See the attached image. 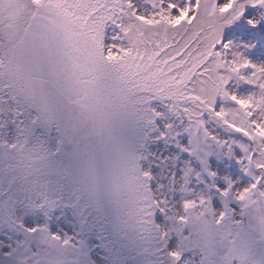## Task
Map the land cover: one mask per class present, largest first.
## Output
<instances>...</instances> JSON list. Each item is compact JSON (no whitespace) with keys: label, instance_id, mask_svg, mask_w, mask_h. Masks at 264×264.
<instances>
[{"label":"snow or ice","instance_id":"1","mask_svg":"<svg viewBox=\"0 0 264 264\" xmlns=\"http://www.w3.org/2000/svg\"><path fill=\"white\" fill-rule=\"evenodd\" d=\"M31 4L41 21L34 25L41 41L63 48L59 62L81 114L89 96L103 100L120 94L108 117L110 127L102 126L101 117L91 128L95 145L86 161L89 173L95 175L101 162L111 163L109 145L117 123L142 113L140 123L148 127L163 123L161 139L187 133L190 139L183 150L198 160L212 181L205 184L207 191L194 193L187 186L192 170L186 171L179 191L188 198L182 199L184 214L176 217L177 222L191 221L195 226L196 213L203 217L211 210L213 197L236 202L248 215L264 209V63L249 58L264 59V0H31ZM8 70L18 79L26 78L17 65ZM241 85L248 88L238 91ZM135 109L140 112L134 114ZM211 156L221 162V169L225 161L235 160L249 182L218 177L209 169ZM142 159L147 158L137 159L139 188L146 197L163 185L154 186ZM195 176L203 183L199 172ZM7 178L17 186L15 169ZM22 190L26 201L14 210L47 217L54 204L40 183ZM140 194L132 186L124 199L147 223L167 228L172 219L168 200L164 196L138 200ZM157 213L162 223L154 221ZM225 216L220 211L216 223ZM185 228L180 234H160L169 264H184L177 248ZM27 231L61 240L47 225ZM173 234L175 242L170 240Z\"/></svg>","mask_w":264,"mask_h":264},{"label":"water","instance_id":"2","mask_svg":"<svg viewBox=\"0 0 264 264\" xmlns=\"http://www.w3.org/2000/svg\"><path fill=\"white\" fill-rule=\"evenodd\" d=\"M37 16L38 10L31 0H0V55L5 77L12 83L19 103L34 113L28 137L38 128L44 132L40 142L20 145L25 146L21 150L23 156L14 157L13 151L0 148V226L28 233L23 228L18 230L20 223L11 219L10 211L26 201L22 187L40 183L54 204L52 211L55 206H71L73 217H79L82 232L99 237L108 264H169L161 251L158 225L147 223L124 199L135 186L141 193L138 200H154L153 192L145 197L139 188L137 168V159L145 157L150 127L140 123L142 113L135 119L118 122L115 139L109 145L111 163L101 162L95 175L89 173L86 161L95 145L91 128L101 117L102 126L110 127L108 117L120 94L112 93L103 100L89 96L81 114L59 62L58 53L63 48L41 41L34 27L41 22ZM9 65L19 66L26 78L14 77ZM16 114L20 117L16 125L21 136V126H27L30 115H21L18 109ZM6 148L15 150L10 145ZM143 164L144 159L142 167ZM11 169H15L17 186L7 178ZM204 216L207 225H214L210 210ZM153 219L157 223V217ZM33 239L30 235V243ZM14 259L0 250V264Z\"/></svg>","mask_w":264,"mask_h":264},{"label":"rangeland","instance_id":"3","mask_svg":"<svg viewBox=\"0 0 264 264\" xmlns=\"http://www.w3.org/2000/svg\"><path fill=\"white\" fill-rule=\"evenodd\" d=\"M249 58L253 62L264 63V59ZM246 88L248 86L241 85L238 91ZM174 123L179 129L180 125ZM162 131L163 123L156 125L154 131L149 133L147 159L143 168L152 172L154 186L156 183L163 185L153 191L154 200L164 196L172 208L169 213L171 222L167 228L159 225L160 230L180 234L183 228L188 227L179 238L177 248L183 252L184 264H264V209L248 215L236 202L213 197L210 211L214 225H207L205 216L201 217L199 212L196 213L198 222L195 226L191 221L188 225L177 222L176 217L184 214L182 199L188 198L179 191L186 171L192 170L187 186L194 193L207 191L204 186L212 181L202 171L198 160L183 150L188 147L189 135L181 133L177 136L173 133L167 139H161ZM208 164L210 170L217 171L218 177L226 175L241 184L250 180L241 172L235 160L225 161L221 169V162L211 156ZM197 172L203 183L197 182ZM218 183H223V180ZM220 211H224L226 216L217 224ZM156 217L157 223L163 222V217L158 213ZM14 220L20 223L18 230L23 228L27 231L31 227L47 225L49 231L55 232L61 240L54 241L47 234L40 237L36 233L31 234L34 239L30 243V234L4 227L0 229V250L15 258L13 262L7 260L8 264H108L99 237L82 232L79 217H73L71 206H55V211H50L47 217L29 211H15ZM177 239L175 234L170 237L173 242Z\"/></svg>","mask_w":264,"mask_h":264},{"label":"bare ground","instance_id":"4","mask_svg":"<svg viewBox=\"0 0 264 264\" xmlns=\"http://www.w3.org/2000/svg\"><path fill=\"white\" fill-rule=\"evenodd\" d=\"M155 127H156V126L150 127V132L154 131ZM150 132H149V133H150ZM148 139H149V137H148ZM148 144H149V141H148V143H147L146 153H147V151H148ZM5 145H6V147L9 146L8 144H5ZM146 153H145V156H146ZM144 163H145V159H144ZM143 165H144V164H143ZM158 215H160V214L158 213ZM14 216H15V210L10 211V217H11V219L14 220ZM2 228H4V227L0 226V229H2ZM158 233H159V239H160V234L162 233V230H160V226H159V225H158ZM160 242H161V244H163V241H162L161 239H160ZM165 255H166V254H165ZM166 258H167L168 263H169V259H168L167 256H166Z\"/></svg>","mask_w":264,"mask_h":264}]
</instances>
